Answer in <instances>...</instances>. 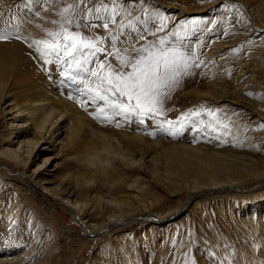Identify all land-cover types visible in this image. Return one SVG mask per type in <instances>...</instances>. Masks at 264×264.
I'll return each mask as SVG.
<instances>
[{
	"label": "rangeland",
	"instance_id": "1",
	"mask_svg": "<svg viewBox=\"0 0 264 264\" xmlns=\"http://www.w3.org/2000/svg\"><path fill=\"white\" fill-rule=\"evenodd\" d=\"M25 2L26 0H0V13L25 15L26 10L22 8ZM118 2L123 4L117 18L118 24L127 25L132 20L143 31L144 10L147 9L148 13L159 11L166 16L167 27L163 32L147 34L144 40H139L132 29L124 28L122 32H118L117 26L112 24H109V30L98 26L93 30L98 31L93 32V37L101 36L103 43L100 46L105 51L97 53V60H107L118 67L113 55L117 50L121 55L130 53L134 48L176 31L181 24H189L185 44L195 47L203 41V47L199 49L201 54L210 51L212 46L216 49L212 50L213 56L205 64L211 62L209 67H205L206 71L204 65L202 69L198 68L191 80L187 78L190 83L186 79L173 92L179 96L180 102L187 94L190 97L187 103L176 104L175 112L181 115L203 107L219 109L227 114L234 122V127L233 134L224 141L228 143L227 146L238 147L250 159L247 160L250 178L263 180L264 128L260 125H264V56L261 55L264 54V0ZM69 3L72 0H39L34 3L33 12L38 13L34 16L45 20V32L56 29L51 21L59 20V13ZM101 3L111 7V0H84L86 7ZM225 4L235 7L225 9ZM134 17H139V20H134ZM193 20L199 23L191 25ZM154 22L158 23V20H150L148 27L152 28ZM111 36L117 37L115 47ZM37 37L47 38L44 34ZM233 49L241 51L234 53ZM254 52H259L260 55L254 56ZM135 55L132 53L131 58H135ZM222 55L228 61V66L221 65ZM239 76L240 79H237ZM164 117L160 119L163 120ZM147 122L148 125L150 122L155 124L149 130L154 132L158 128L155 121ZM194 135L195 133L185 129L176 137L164 134L162 140L166 146L179 142L193 144ZM157 136L162 137L161 134ZM61 138H65V134ZM56 148L54 153L50 152L51 159L42 168L48 169L45 170L48 179L43 181V185L50 188L56 187L62 179L67 184L71 182L64 175L68 165L62 160L61 154L56 153L59 151L58 145ZM153 152L149 150L145 156ZM42 161L43 155L35 162L30 159L25 171L33 172ZM0 169L5 170V173L0 172V257L27 254L30 261L37 264L45 260H49L50 263L47 264H120L123 258L124 264H186V260L187 264H192L193 261L195 264H247L242 261L248 257L245 248H250L252 256L257 253L258 241L253 235L250 219L257 223L261 218L264 219V187L251 193L234 192L229 196L200 197L193 201L187 211L170 219L156 223H136L125 229L117 226L111 235L91 236L63 207L47 199L37 185L30 184L26 188L17 182L14 177H18L21 170L16 169V166L0 159ZM167 189L155 187L153 198L159 203V207L168 209L185 204L186 194L181 193L180 197L171 195ZM259 204L262 206L251 213L253 205L255 207ZM226 205L243 206L242 210H233ZM89 219L90 224L101 221L96 211L89 215ZM51 252L56 256H49ZM260 264L264 262L260 261Z\"/></svg>",
	"mask_w": 264,
	"mask_h": 264
},
{
	"label": "bare ground",
	"instance_id": "2",
	"mask_svg": "<svg viewBox=\"0 0 264 264\" xmlns=\"http://www.w3.org/2000/svg\"><path fill=\"white\" fill-rule=\"evenodd\" d=\"M13 14L25 18V15ZM28 17L31 23L20 31L24 41L0 42V159L21 170L18 177H14L17 182L26 188L30 184L37 185L47 199L77 219L84 231L91 236L111 235L117 226L125 229L136 223L170 219L187 211L200 197L251 193L264 187V178L261 181L250 178L247 162L250 159L238 147L227 146L226 141L197 137L198 142L193 144L179 142L166 146L162 138L167 132L158 127L154 133L149 129L155 124L150 122V126L147 120L139 125L134 118L131 123L120 118L117 120L121 126L117 128L114 123L93 119L97 106L90 105L86 111L70 99L69 96L83 97L75 91L76 86H66L54 65H43L34 49L27 46L31 40L40 39L37 36H43L46 30L45 20L29 13ZM93 30L80 29L82 35L90 38H94L93 32H98ZM214 49L216 47L212 46L204 54L198 50L199 60L204 62L200 69L203 65L204 71L209 67L211 62L205 64L211 60ZM254 53V56L260 55ZM221 57V65L228 66V61ZM45 67L49 71H45ZM192 71L190 80L198 68ZM187 96L180 102L179 96L171 94L165 102L164 121H175L180 116L175 112L176 104L187 103L190 98ZM63 134L65 138H61ZM160 134L162 137L157 136ZM57 145L56 153L61 154L68 165L64 175L71 182L67 184L62 179L56 187L50 188L43 185L48 179L45 173L48 169L42 168L50 161L49 154L55 152ZM149 150L154 152L145 156ZM42 155L43 161L33 172L25 171L30 159L35 162ZM0 172L5 173V170L0 169ZM155 187L168 188L171 195L179 197L181 193L186 194L185 204L168 209L159 207L153 198ZM226 206L242 210L243 205ZM258 206L262 205H253L251 213ZM93 211L99 214L101 221L90 224L89 215ZM250 222L258 241L257 253L252 256L250 248H245L248 259L244 256L242 261L260 264L264 262V219L259 223L250 219ZM53 255L56 256L53 252L49 254ZM30 260L27 254L0 257L1 264H37ZM121 261L120 264H124V258Z\"/></svg>",
	"mask_w": 264,
	"mask_h": 264
},
{
	"label": "snow or ice",
	"instance_id": "3",
	"mask_svg": "<svg viewBox=\"0 0 264 264\" xmlns=\"http://www.w3.org/2000/svg\"><path fill=\"white\" fill-rule=\"evenodd\" d=\"M38 2L39 0H26L22 5L26 10L23 19L14 14L0 13V42L25 40L20 35L21 28L31 23L28 13L38 15L33 12L34 3ZM140 2L144 3V0ZM126 3L127 0H124V4ZM223 7L230 9L235 6L225 4ZM122 8L123 4L118 0H111V7L105 3L86 7L84 0H72V3L59 13L60 19L51 21L56 29L47 30L44 33L47 38L33 39L27 46L34 49L36 58L42 61L43 65H54L55 70L66 81V86H76L75 91L83 97L76 99L69 96L70 99H74L75 103L86 111L90 105L97 106L93 119L98 122L114 123L119 128L121 124L116 119L118 117L128 123L134 118L139 125H144L146 120H153L161 130L172 137L182 134L185 129L192 131L195 133L196 142L197 137L223 142L231 136L234 122L219 109L201 107L182 113L175 121L160 119L167 115L166 100L185 77L193 75L194 68H200L204 63L199 60L198 54V50L203 47V41L195 47L184 43V38L190 30L189 24H181L176 31L158 40L149 41L142 47L134 48L130 53L121 55L117 50L113 55L118 67L107 60H97V53L105 51L100 46L103 40L100 37L90 38L82 35L80 29L99 26L109 30V24H112L117 26L118 32L127 27L136 33L137 39L144 40L147 34L155 35L167 27L166 16L159 11L148 13L147 9L144 10L143 31L137 28L132 20L128 21L126 26L123 23L118 24L117 18ZM134 20H139V17H134ZM150 20H158V23L154 22L152 28H149ZM232 22L235 23V20ZM198 23L197 20L191 21V25ZM191 30L195 31L194 28ZM116 39V36H111L114 47ZM232 51L239 53L241 49ZM132 53L136 54L135 58H131ZM45 71L49 69L45 67ZM260 127L264 128V125ZM192 264H195V261Z\"/></svg>",
	"mask_w": 264,
	"mask_h": 264
}]
</instances>
